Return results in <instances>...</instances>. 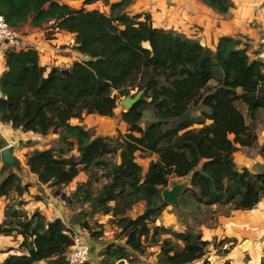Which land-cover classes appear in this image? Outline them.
I'll return each mask as SVG.
<instances>
[{
  "label": "trees",
  "instance_id": "16d2710c",
  "mask_svg": "<svg viewBox=\"0 0 264 264\" xmlns=\"http://www.w3.org/2000/svg\"><path fill=\"white\" fill-rule=\"evenodd\" d=\"M97 1L109 10L85 7ZM133 1L82 0V7L75 8L59 0H0V13L10 26L42 27L54 21L50 27L74 35L73 48L80 54L61 68L43 65L35 47H7L0 75V121L24 133L56 135L54 146L28 154L29 170L40 183L62 192L81 171L90 175L66 198L72 209L81 208L69 222L97 241L104 225L87 217L111 215L119 232L95 258L90 251L84 264H145L140 255L155 246L157 264H190L204 257L208 241L201 231H175L156 223L168 205L161 188L169 185L171 175L190 176L199 203L256 207L264 196V171L238 169L234 154L238 144L256 143L252 124L264 110V67L240 38L221 36L211 49L158 26L150 12L130 14L127 8ZM200 1L218 14H226L232 3ZM134 90L143 95L122 112L127 132L115 139L71 123L84 114L112 117L117 98ZM239 104L246 107L250 122ZM196 107L202 108L201 118L192 115ZM147 109H152L153 119L143 127ZM74 150L77 156L68 155ZM138 152L157 156L145 172ZM93 178L105 182L96 185ZM28 186L10 171L0 180V199L12 192L21 198ZM142 203L143 211L128 214ZM4 214L0 235H17L22 241L0 264H68L70 225L40 211L29 216L11 205Z\"/></svg>",
  "mask_w": 264,
  "mask_h": 264
},
{
  "label": "rangeland",
  "instance_id": "374dc122",
  "mask_svg": "<svg viewBox=\"0 0 264 264\" xmlns=\"http://www.w3.org/2000/svg\"><path fill=\"white\" fill-rule=\"evenodd\" d=\"M60 2H67L75 8L82 7V0H59ZM110 3L117 0H108ZM198 0H134L127 8L130 14H135L142 11L150 12L154 22L166 29L178 31L186 36H197L202 32L201 25L193 22V14L196 11ZM189 6V8L187 7ZM195 6L192 10L191 7ZM88 9H99L101 11H108L109 5L104 1H97L93 4L85 6ZM193 12V13H192ZM197 14V13H196ZM52 34V33H51ZM195 38V37H193ZM63 43V44H62ZM71 37L65 36L60 42L59 50L63 51L64 47H70ZM61 54H63L61 52ZM137 90L132 91L129 96H119L117 98V107L115 108L112 117L100 116L97 114L83 115L81 120L73 118L71 123L79 124L85 129L89 130L93 135H103L115 139L120 133L127 132V125L122 119V112L127 110L124 102L126 97L133 98L137 94ZM142 93L141 96L142 97ZM240 109L245 114L247 121L250 118L247 109L244 105L239 104ZM202 108L196 107L192 111V115L201 118ZM152 109H147L144 113V118L141 125L145 127L153 119ZM208 122V121H207ZM256 133L257 140L252 147L238 146V150L234 154L235 163L238 169L247 167L252 172L264 171V110L260 111L259 120L252 124ZM196 124L194 127H199ZM22 137L23 144L16 142L17 155L20 162L17 165L8 167L10 171L20 174L21 179L32 182V188L27 190V194L31 196L30 200L24 197L23 204H20L21 199L12 195L0 201V222L5 219V210L8 205L22 209L29 216L35 211L45 212V216L50 212L58 214L52 207V201L55 198L62 197V193L66 194V198L72 192L69 187H62L60 192L56 188L44 184V188L37 186L35 180L32 178L27 165L28 154L32 151L28 147L27 140L34 136V140L39 142L42 147L46 144L54 146L56 144V135L50 134L46 137L26 134ZM18 146V147H17ZM20 146V147H19ZM77 156L76 150L68 155ZM153 155H146L141 152L137 153V161L143 166L145 172L148 168ZM2 166V157L0 156V168ZM87 180L90 175L86 173ZM101 174V172H99ZM86 180V181H87ZM93 183L100 185L105 182L104 178L100 180L92 179ZM186 182V189L182 190L178 196V206L167 203L161 215L157 220V224L164 225L175 231H184L188 228L195 229L202 232L203 240L208 241L207 252L199 260L190 264H259L264 259V196L261 201L250 210L231 209L229 205H205L197 202L194 196V188L190 184V176L177 177L170 176L169 185L161 188L162 191L171 189L176 183ZM59 191V194H57ZM65 198V199H66ZM43 200L45 206L37 204V201ZM66 201V200H65ZM69 207L74 213L79 212L81 208L72 209L67 201L63 205ZM86 206V205H84ZM144 204H138L134 209L128 212L130 216L143 211ZM33 210L31 213L29 210ZM79 209V211H78ZM86 212H90V207H83ZM87 219L94 224L95 222L104 225V233L101 240H92L88 242L90 245L91 258H95L99 250L103 248L106 242L116 241V236L119 232L117 226L111 221V215L95 214L89 215ZM75 233L72 231V234ZM172 235H165V237ZM22 238L17 235H0V261L5 253H12L20 246ZM94 245V247L92 246ZM11 248H15L13 251ZM159 247H148L146 253L140 255L141 262L145 264H157V254Z\"/></svg>",
  "mask_w": 264,
  "mask_h": 264
},
{
  "label": "crops",
  "instance_id": "0c3cea01",
  "mask_svg": "<svg viewBox=\"0 0 264 264\" xmlns=\"http://www.w3.org/2000/svg\"><path fill=\"white\" fill-rule=\"evenodd\" d=\"M199 3L196 6V11L193 14V22L201 25L202 32L197 36H193L198 39L204 45L210 47L211 49H215L217 42L221 36H231L234 38H240L243 42H247L249 44V53L257 58L258 52V37L260 33V29L262 24L264 23V0H232L229 11L226 14H218L213 9L205 5L203 2L198 0ZM189 8V6L187 5ZM195 6H192L193 10ZM193 13V12H192ZM197 13V14H196ZM24 35V38L33 46L39 47L42 49L40 52V62L43 65H55L61 68H68V66L77 58H79L80 54L73 48V39L74 35L65 31H59L50 27L48 23L44 24L42 27H32L30 25H26L20 29ZM52 33V34H51ZM70 36L71 43L70 47H64V50H59L60 42L63 37ZM6 48H0V75L5 69V57L4 51ZM61 52L63 54H61ZM26 134L19 129H14L9 124H5L0 121V156L1 150L8 145H15L14 155L17 157L18 162H20V158L17 155L16 142ZM33 135H38L32 133ZM34 136L28 138L31 140L26 143L28 147H30L31 151L34 149H47L51 147V144H46L44 147L41 146L39 142L34 140ZM56 139V138H55ZM27 140V141H28ZM18 147V146H17ZM20 147V146H19ZM2 157V156H1ZM157 156L154 154L152 156V160H156ZM29 169V167H28ZM30 171V170H29ZM10 172V169H3L2 166L0 168V180H2L7 174ZM31 173V172H30ZM20 175V174H19ZM21 176V175H20ZM32 178L35 180L37 186L44 188V184L40 183L38 177L32 173ZM87 174L84 171H81L79 175L67 186L69 190L73 191L79 182H85L87 180ZM22 177V176H21ZM22 183L24 185H29V189L32 188V182L29 180L22 179ZM12 195H16V193L12 192ZM27 197L30 200L31 196L24 194L23 199ZM19 198V197H18ZM6 199L3 197L0 201ZM66 199L58 198L53 199L52 207L57 211L58 214H53L50 212L46 215L50 219L61 218L64 222L70 225L73 228L75 233L80 234L87 242L90 241L89 234L81 229L77 224H71L69 221L74 214L69 207H64V203ZM37 204H42L45 206V202L43 200L37 201ZM85 208L87 207L84 206ZM29 210V209H28ZM33 210H29L31 213ZM79 211V209H78ZM44 215L45 212L41 211ZM2 218H0L1 220ZM94 247V245H92ZM9 253H5L0 263L8 256Z\"/></svg>",
  "mask_w": 264,
  "mask_h": 264
},
{
  "label": "built area",
  "instance_id": "2783aa9c",
  "mask_svg": "<svg viewBox=\"0 0 264 264\" xmlns=\"http://www.w3.org/2000/svg\"><path fill=\"white\" fill-rule=\"evenodd\" d=\"M54 21H49L52 26ZM13 47L16 49H26L35 47L39 53L42 49L30 44L25 38L20 29L10 26L4 16L0 13V48ZM257 58L264 67V23L261 26L258 37V52ZM73 244L66 253L68 264H84L90 259V245L78 233H73Z\"/></svg>",
  "mask_w": 264,
  "mask_h": 264
},
{
  "label": "water",
  "instance_id": "95a60500",
  "mask_svg": "<svg viewBox=\"0 0 264 264\" xmlns=\"http://www.w3.org/2000/svg\"><path fill=\"white\" fill-rule=\"evenodd\" d=\"M89 60V56L85 57V61ZM64 73H67L68 70L64 69L63 70ZM141 91H138L137 94L133 97H126L124 99V102L127 106V109H130L135 103H137L140 99L141 96ZM31 140H28V142H30ZM24 140H19L18 144H23ZM14 149H15V145H8L5 148H3L1 150V156H2V168L3 169H7L8 167L12 166V165H16L18 163V159L17 157L14 155ZM187 186L186 182H180V183H176L171 189H166L162 192V198L163 200H165L166 202L173 204L175 206H178L179 202H178V196L180 194V192L182 190H184ZM57 194H59V191H57ZM62 197L65 199L66 198V194L62 193Z\"/></svg>",
  "mask_w": 264,
  "mask_h": 264
}]
</instances>
